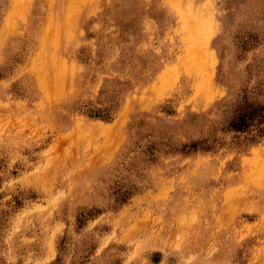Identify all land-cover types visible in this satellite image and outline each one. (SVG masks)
<instances>
[{"label":"rangeland","instance_id":"374dc122","mask_svg":"<svg viewBox=\"0 0 264 264\" xmlns=\"http://www.w3.org/2000/svg\"><path fill=\"white\" fill-rule=\"evenodd\" d=\"M244 96L264 0H0V264H264Z\"/></svg>","mask_w":264,"mask_h":264},{"label":"trees","instance_id":"16d2710c","mask_svg":"<svg viewBox=\"0 0 264 264\" xmlns=\"http://www.w3.org/2000/svg\"><path fill=\"white\" fill-rule=\"evenodd\" d=\"M246 96L237 103L233 110V116L228 124V129L236 133H248L256 131L251 141L256 137L264 136V104L246 101Z\"/></svg>","mask_w":264,"mask_h":264},{"label":"bare ground","instance_id":"6f19581e","mask_svg":"<svg viewBox=\"0 0 264 264\" xmlns=\"http://www.w3.org/2000/svg\"><path fill=\"white\" fill-rule=\"evenodd\" d=\"M169 1H170V0H169ZM175 4H176V3H175ZM199 11H200V10H199ZM201 12H202V11H201ZM202 13H203V12H202ZM50 17H51V16H50ZM50 27H51V26H50ZM197 33H198V32H197ZM196 35H197V34H196ZM201 64H202V63H201ZM201 64H200V65H201ZM244 162H245V161H244Z\"/></svg>","mask_w":264,"mask_h":264}]
</instances>
